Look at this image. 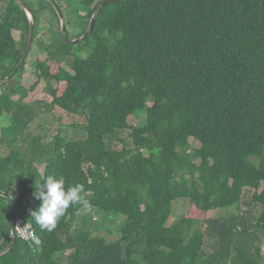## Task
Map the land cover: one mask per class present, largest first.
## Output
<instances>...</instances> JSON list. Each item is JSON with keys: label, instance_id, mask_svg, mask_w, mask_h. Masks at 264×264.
Segmentation results:
<instances>
[{"label": "trees", "instance_id": "obj_1", "mask_svg": "<svg viewBox=\"0 0 264 264\" xmlns=\"http://www.w3.org/2000/svg\"><path fill=\"white\" fill-rule=\"evenodd\" d=\"M24 1L33 46L0 86L10 120L0 126V191L15 203L0 194V251L14 209L41 243L17 237L0 264H264V0H119L76 45L52 3ZM55 1L76 15L79 37L105 0ZM29 24L17 0H0V79L20 62ZM55 107L86 118V136L35 134L34 120ZM48 175L84 185L86 204L107 218L124 215L119 237L81 226L85 204L41 231L30 211ZM245 187L255 191L242 211ZM180 199L189 206L170 222Z\"/></svg>", "mask_w": 264, "mask_h": 264}, {"label": "rangeland", "instance_id": "obj_2", "mask_svg": "<svg viewBox=\"0 0 264 264\" xmlns=\"http://www.w3.org/2000/svg\"><path fill=\"white\" fill-rule=\"evenodd\" d=\"M66 13V21L69 33L75 38L78 33H80V28L75 24L76 15L72 13L68 8L65 9ZM48 14V12H46ZM46 22V21H45ZM44 22V23H45ZM48 30V22L43 24V29ZM33 46V45H32ZM44 58L45 55L43 54ZM28 72L30 73L31 80H35L37 75L34 71L33 67L28 68ZM52 84L55 86L56 82L53 81ZM48 85L43 82V91H46ZM41 94L40 92H35L32 98H37ZM144 117V115L140 117L131 116L129 118V123L132 125L139 124L140 120ZM10 120L8 117H0V126L1 125H9ZM86 125V118L81 115L70 114L59 107H55L51 112L43 113L39 117H37L31 125V130L35 133H43L45 134V140L52 139L56 134H61L67 139H81L86 136L84 131V126ZM191 145L195 148L199 146V143L195 139H190ZM4 150V149H3ZM261 188L258 189L260 191ZM244 197L241 203V210L244 211L247 209V203L252 193L255 191L254 188L245 187L244 188ZM189 206L188 199H180L174 203L173 213L170 219V222H174L179 216L186 211ZM231 212H236L235 208L229 209L228 211H215L211 213V216H226ZM255 215H259V209L254 211ZM107 213L102 211H94L88 204L79 211L77 214V218L79 220V224L84 226L85 228H90L92 230H98L101 232H106L111 230L115 232L114 239L119 237V233L117 232L118 225L125 218L124 215L121 218L111 219L107 218ZM110 216V215H109ZM111 217V216H110ZM262 238V252L264 254V233L261 234Z\"/></svg>", "mask_w": 264, "mask_h": 264}, {"label": "clouds", "instance_id": "obj_3", "mask_svg": "<svg viewBox=\"0 0 264 264\" xmlns=\"http://www.w3.org/2000/svg\"><path fill=\"white\" fill-rule=\"evenodd\" d=\"M65 185L62 176L48 175L43 184L35 188L33 195L41 203L35 210L30 211V216L41 231L52 232L70 206L87 203L84 185ZM32 239L37 245L41 243L39 237L33 236Z\"/></svg>", "mask_w": 264, "mask_h": 264}, {"label": "water", "instance_id": "obj_4", "mask_svg": "<svg viewBox=\"0 0 264 264\" xmlns=\"http://www.w3.org/2000/svg\"><path fill=\"white\" fill-rule=\"evenodd\" d=\"M48 1L53 4V6H54L59 18H60L61 33H62L63 38L67 42H69V43H71L73 45H76V44L80 43L81 41L85 40L87 38V36L93 30L94 25L96 23V19H97V15H98L99 10L102 7H104L106 4H109V3H112V2H116V1H119V0H105L104 2H102L98 6V8L95 10V12H94V14L92 16L91 22H90L88 28L86 29V31L81 36L75 37V38L70 37L68 32H67L66 16L62 12L61 7L57 4V2L55 0H48ZM17 2L20 4V6L22 8H24L27 11V14L29 15V18H30L28 42H27L26 49L24 51V54H23L20 62L17 64L16 68L8 76H6L3 79H0V86L3 85L5 82H7L11 78V76H13L15 74L16 70L18 68H20L25 63V60H26L27 56L29 55V52H30V50L32 48V45H33V42H34V33H35V16H34V13H33L32 9H31V7L24 0H17ZM0 194L5 196L6 198H8L12 202V206L15 208L14 200H13V198H12V196L10 194L4 193V192H1V191H0ZM14 217H16V210L15 209H14ZM16 238H17L16 234L13 232L12 235H11V242L9 243L7 248H5L4 250L0 251V255L6 253L8 250L11 249V247L13 246Z\"/></svg>", "mask_w": 264, "mask_h": 264}, {"label": "built area", "instance_id": "obj_5", "mask_svg": "<svg viewBox=\"0 0 264 264\" xmlns=\"http://www.w3.org/2000/svg\"><path fill=\"white\" fill-rule=\"evenodd\" d=\"M13 232L16 234V237L24 240H30L33 236H35L32 223L22 216L15 217Z\"/></svg>", "mask_w": 264, "mask_h": 264}, {"label": "crops", "instance_id": "obj_6", "mask_svg": "<svg viewBox=\"0 0 264 264\" xmlns=\"http://www.w3.org/2000/svg\"><path fill=\"white\" fill-rule=\"evenodd\" d=\"M38 166H39V168H40V171H42L43 169H42L41 165L39 164Z\"/></svg>", "mask_w": 264, "mask_h": 264}]
</instances>
